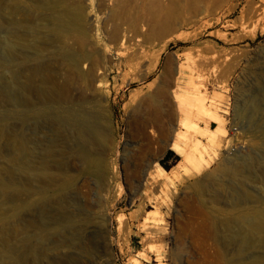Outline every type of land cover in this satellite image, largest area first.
Segmentation results:
<instances>
[{
    "label": "rangeland",
    "instance_id": "374dc122",
    "mask_svg": "<svg viewBox=\"0 0 264 264\" xmlns=\"http://www.w3.org/2000/svg\"><path fill=\"white\" fill-rule=\"evenodd\" d=\"M60 1L0 0V264H264V0Z\"/></svg>",
    "mask_w": 264,
    "mask_h": 264
},
{
    "label": "bare ground",
    "instance_id": "6f19581e",
    "mask_svg": "<svg viewBox=\"0 0 264 264\" xmlns=\"http://www.w3.org/2000/svg\"><path fill=\"white\" fill-rule=\"evenodd\" d=\"M47 1H49V0H47ZM60 1V0H59ZM61 2V1H60ZM60 4V3H59ZM61 5V4H60ZM55 11V10H54ZM61 11V10H60ZM61 13V12H60ZM57 14V13H56ZM60 14H58V16H59ZM27 16V15H26ZM55 16H57V15H55ZM65 16L66 15H62L61 16V18L60 17H58V18H56V19H58V20H60V21H58V23L57 24H55L56 26H54V27H52L51 29H49V31H48V33H49V35H50V37H49V40L47 41V40H43L42 41V43H43V45H45V46H53V45H55V47H53V49L54 48H58V49H61L62 48V46H60L59 45V38H61V35L66 31V29L68 28V27H70V26H73V25H70V24H68L67 23V20L66 19H68V18H65ZM73 16V15H72ZM44 17H46V16H44ZM47 18H50L49 16L47 17ZM52 19V18H51ZM72 19V18H71ZM50 20V19H49ZM70 20V19H69ZM57 21V20H56ZM52 21H50V23H51ZM54 22H55V20H54ZM71 22V21H70ZM75 22V21H74ZM54 24V23H53ZM77 26V25H76ZM77 28V27H76ZM70 30V29H69ZM77 30V29H76ZM57 31H59V32H63L62 34L61 33H59V36H57L58 34H57ZM68 31V30H67ZM55 34H57V35H55ZM61 34V35H60ZM64 35H66V34H64ZM63 35V36H64ZM62 36V37H63ZM66 38V37H65ZM62 39V38H61ZM39 41V40H38ZM40 42V41H39ZM53 43V44H52ZM61 44H63V42L61 43ZM65 46V45H64ZM64 46H63V49H64ZM61 47V48H60ZM67 48V47H66ZM63 49H62V51H63ZM66 54H68V52H65ZM65 54V55H66ZM62 56V55H61ZM73 57H74V55H72ZM60 57V56H59ZM63 57V56H62ZM82 57V56H81ZM66 58V57H65ZM68 58H70V57H68ZM71 59V58H70ZM74 59V58H73ZM72 59V60H73ZM85 58H83L82 60H84ZM80 60V59H79ZM79 60H77V61H79ZM71 61V60H70ZM81 61V60H80ZM73 63H74V61H73ZM77 63V62H76ZM77 64H79V63H77ZM74 65H75V63H74ZM76 67V66H75ZM90 71V70H89ZM44 80V79H43ZM48 81V80H47ZM44 83H47L46 81H44ZM46 89H47V87H46ZM33 90H34V88L32 87V85L31 84H28V85H26L25 86V97H24V105L25 106H32L33 105V100H32V98H31V96H30V94L31 93H33ZM51 90V89H50ZM39 93L41 94V95H39L38 97L41 99V101H43V102H46V103H49L50 102V100H51V96L46 92V90L45 89H43V87H41V89L39 90ZM60 93V92H59ZM193 96V95H192ZM185 97V96H184ZM187 98V97H186ZM190 99V98H189ZM190 101H192L191 102V104L192 103H194L195 102V104L196 105H198V101H197V99H196V97L195 96H193L192 97V99H190ZM189 101V102H190ZM188 102V103H189ZM42 104V103H41ZM45 104V103H44ZM201 105V104H200ZM195 106V105H194ZM41 108H42V106H40ZM68 108V107H67ZM87 108H89L88 107V104L86 103V102H84V103H80V104H73L71 107H69L68 109H66L65 110V112L67 113V115H65V117H66V120H67V122L72 126V127H75V128H80V120L81 119H83L84 117L86 118V117H91L92 115H91V112H89L88 114L87 113H85V112H87ZM91 115V116H90ZM42 116V112H40V109H38L37 110V112H36V117H37V119H38V117L40 118ZM29 119V118H28ZM92 119V118H91ZM64 120V119H63ZM28 123V122H27ZM232 128H234V130L236 129L235 127H232ZM92 129H94L93 127H92ZM91 130V129H90ZM79 131H81V129L79 130ZM78 132V131H77ZM78 140V139H77ZM208 142H210V143H212L213 141H214V139L213 138H210V139H208L207 140ZM216 144V143H215ZM206 147V146H205ZM85 149V148H84ZM205 149V148H204ZM215 149V148H214ZM60 153L61 152H59L58 153V155H60ZM80 155H81V158L83 159V160H86L87 159V154H86V151L85 150H80ZM191 155V154H190ZM189 157V156H188ZM80 158V157H79ZM193 159H194V157H192ZM78 159V158H77ZM195 161V160H194ZM56 166L57 165H59L60 166V161H59V159L57 158L56 159ZM193 163V162H192ZM31 169V172L30 173H27V170H28V167L26 168V173H27V175H29L28 177H27V179H30L32 176H31V173H32V169H33V167H30ZM46 168V164H45V162L43 161V164H42V166H41V169L42 170H44ZM57 168H58V166H57ZM59 169V168H58ZM241 169V168H240ZM239 169V170H240ZM34 170V169H33ZM222 171H223V169H221ZM238 170V169H237ZM225 172H228V174L229 175H232L233 176V174L235 173V170H227V171H225ZM224 172V173H225ZM226 174V173H225ZM239 174V173H238ZM1 183V182H0ZM62 185V184H61ZM60 185V186H61ZM2 185H0V187H1ZM3 187V186H2ZM39 189V188H38ZM35 190V189H34ZM245 212V211H244ZM254 213L256 214V217L252 220H246L247 221V224H248V226H249V228L250 229H254V230H258L259 228H261V227H263L264 226V216H263V213L260 211V210H255L254 211ZM247 215V213H243V215H242V218L244 219L245 218V216ZM5 239V238H4Z\"/></svg>",
    "mask_w": 264,
    "mask_h": 264
},
{
    "label": "built area",
    "instance_id": "2783aa9c",
    "mask_svg": "<svg viewBox=\"0 0 264 264\" xmlns=\"http://www.w3.org/2000/svg\"><path fill=\"white\" fill-rule=\"evenodd\" d=\"M231 130H234V128H231Z\"/></svg>",
    "mask_w": 264,
    "mask_h": 264
}]
</instances>
